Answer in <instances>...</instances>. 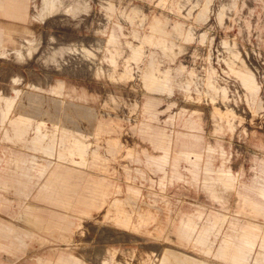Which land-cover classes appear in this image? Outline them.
Here are the masks:
<instances>
[{
  "label": "rangeland",
  "instance_id": "1",
  "mask_svg": "<svg viewBox=\"0 0 264 264\" xmlns=\"http://www.w3.org/2000/svg\"><path fill=\"white\" fill-rule=\"evenodd\" d=\"M5 1L0 0V25L17 26L11 35L18 40L17 44L5 41L0 28V112L39 111L35 117L46 118L48 126L49 120H58L72 130L76 126L65 121L63 111H76L88 118H78L77 126H93L97 115L105 121L114 120L121 129L108 135L117 136L121 146L120 154L110 160L107 178L116 187L107 204L118 197L133 209L150 210L156 217L144 229L132 230L101 218L103 210L95 211L82 216V225L72 228L70 241L32 242L8 264H37L38 257L55 260L57 247L81 260L98 263L105 256V248H115L121 254L133 250L137 255L132 258L134 262L148 256L153 264H160L162 251L171 256L169 245L221 263L169 236L181 218L202 211L201 224L209 213H227L240 222L264 228L263 217L250 215L247 210L238 212L233 204L236 192L224 207L209 197L200 181L191 178L183 160L178 162V177L160 182L162 172L149 166L145 156L160 154L161 150L153 148L138 128L145 121L153 129L176 137L190 132L184 124L193 119L200 127L193 133L200 136L201 150L207 145L218 147L211 155L212 167H229L237 176L236 189L253 195L243 185L251 184L259 175V160L264 158L262 0H27V7L26 0H10L14 15L24 11L25 18L3 16ZM170 2L181 6L176 13L185 9L188 23L146 21L147 16L168 9ZM165 13L184 20L168 10ZM204 15L210 19H201ZM118 36L123 39H116ZM4 43L9 48L16 46L14 51L5 55ZM61 62L63 68L58 70ZM66 65L72 67L65 69ZM106 65L110 70L107 78L105 72L96 76L74 67L100 70ZM58 80L64 83L60 96L55 95L53 86ZM152 94L159 102L156 116L150 119L143 111V102ZM70 100L73 103H67ZM134 102L137 107L133 112ZM216 121L222 127L219 131L214 129ZM4 122L0 120V124ZM232 122L235 127L231 130L228 125ZM28 123L36 132L37 120ZM87 139L95 138L89 134ZM128 147L136 151L135 156L125 154ZM10 149L25 150L21 144L0 140V155ZM202 167L203 163L198 179ZM166 170L170 173L171 169L167 166ZM128 185L138 187L139 193H131ZM172 254L186 255L176 250Z\"/></svg>",
  "mask_w": 264,
  "mask_h": 264
},
{
  "label": "crops",
  "instance_id": "2",
  "mask_svg": "<svg viewBox=\"0 0 264 264\" xmlns=\"http://www.w3.org/2000/svg\"><path fill=\"white\" fill-rule=\"evenodd\" d=\"M9 2L10 0L5 1L6 10L3 16L12 18L27 16L24 11L20 12V16L14 15ZM27 5L26 0V7ZM262 5L264 7V0ZM180 7L170 2L168 9L159 11L151 17L147 16L146 21L150 24L188 23L185 9L176 13ZM165 10L184 17V20L171 18ZM205 15L201 19H210ZM0 28L5 33V41L17 44L18 39L11 35L18 30L17 26L0 25ZM116 39L123 37L118 36ZM15 47L6 46L5 55L8 52L12 53ZM63 65L62 62L57 64V69H62ZM67 67L72 66L66 65L65 69ZM74 67L93 72L96 76H99L96 74L98 72L100 75L105 72L106 78L107 72L110 71L108 65L100 66V70L91 69L92 66ZM53 86L57 92L56 96L63 94V81L58 80ZM154 95H146L143 102V111L150 119L156 116V106L159 102L158 97ZM59 101L63 102L60 99ZM67 103L73 102L70 100ZM136 107L137 102H134L131 111L134 112ZM41 112L48 116L51 114ZM195 112L197 111H192ZM39 113L23 110L0 112V120H5L0 124V140L21 144L25 148L24 151L13 149L2 151L0 155V264H8L18 259L21 253L31 247L32 242L43 245L56 241H70L72 228L82 225V216L95 211L103 210V214H99L101 218L107 217L116 225L132 230L144 229L155 221L156 217L152 211H137L118 197H114L110 205L107 204V198L116 187L107 178L111 167L110 160L120 154L121 146L117 136L108 135L121 129L114 120L105 121L97 115L93 126H77L78 118L81 120L88 118L76 111H63L65 121L76 126L72 130L65 122L58 120H49L51 126H48L46 118L35 117L34 114ZM28 120H37L36 132L29 128ZM184 125L190 132L179 133L176 137L159 128L153 129L151 124L145 121L138 125L153 148L161 150L160 154L145 156L149 166L162 172L160 182L170 180L173 176L178 177L180 175L177 170L178 162L183 160L187 164L186 168L191 178L200 181L201 187L209 197L224 207L230 201L231 194L236 192L233 204L240 209L238 212L248 211L250 215L264 218V158L259 160L258 165L261 167L259 175H255V180L251 184L243 185L253 195L243 194L236 189L237 176L229 167H224L223 164L217 168L212 167L211 155L218 147L207 145L201 150L200 136L193 133V130L200 128L199 125L193 119H188ZM191 125L195 127H189ZM234 127L235 122L228 125L231 130ZM221 128L220 123L216 121L215 131ZM82 129L91 132L81 131ZM89 134L94 135L93 141L87 139ZM220 151L223 153L221 147ZM135 153L132 147H128L125 154L133 157ZM201 163L202 177L198 179ZM167 166L171 169L170 173L166 170ZM126 175L128 177L129 173L126 172ZM127 190L136 195L139 193V188L135 186L128 185ZM203 215L202 211H198L181 218L177 229L169 236L179 239L182 244L191 245L205 255L213 256L221 263L196 252L169 245L171 256L162 251L159 256L160 264H264L263 226L240 222L238 217L229 216L227 213H209L205 221L199 224L198 221ZM173 250L182 251L186 255H173ZM56 251L55 260L38 257L37 264H121L118 261H122V264H153V260L148 256L134 262L132 258L137 255L133 250L121 254L115 248H105V256L100 263L88 258L81 260L79 256L59 247Z\"/></svg>",
  "mask_w": 264,
  "mask_h": 264
},
{
  "label": "bare ground",
  "instance_id": "3",
  "mask_svg": "<svg viewBox=\"0 0 264 264\" xmlns=\"http://www.w3.org/2000/svg\"><path fill=\"white\" fill-rule=\"evenodd\" d=\"M60 41V40H59ZM55 43V42H54ZM84 42H82L81 44H83ZM63 45V44H62ZM76 45H78V44H76ZM78 47H79V45H78Z\"/></svg>",
  "mask_w": 264,
  "mask_h": 264
}]
</instances>
